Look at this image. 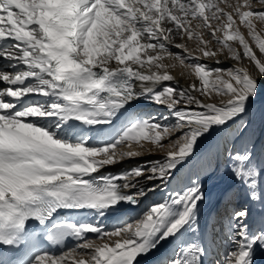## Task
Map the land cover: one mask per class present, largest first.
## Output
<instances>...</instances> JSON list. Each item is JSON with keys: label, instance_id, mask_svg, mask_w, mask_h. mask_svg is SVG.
<instances>
[{"label": "snow or ice", "instance_id": "1", "mask_svg": "<svg viewBox=\"0 0 264 264\" xmlns=\"http://www.w3.org/2000/svg\"><path fill=\"white\" fill-rule=\"evenodd\" d=\"M256 2L261 7L250 0H0V264H138L169 241L162 264H204L209 250L193 239L204 199L198 179L135 217L118 210L167 188L201 140L248 112L258 77L239 63L247 59L264 77L254 50L264 56V0ZM201 30L219 47L210 48ZM176 37L196 41L205 58L227 50L237 64L212 68L186 45L172 44ZM165 58L195 82L175 83L169 69L177 64ZM213 95L228 99H202ZM139 99L168 114L131 107ZM152 148L158 159L94 175L144 152L156 155ZM223 154L255 201L260 173L251 148L226 144ZM109 217L112 228L103 223ZM247 221V208L233 212L224 264H254L256 247L264 250V225L250 231ZM69 238L76 243L63 250Z\"/></svg>", "mask_w": 264, "mask_h": 264}, {"label": "bare ground", "instance_id": "2", "mask_svg": "<svg viewBox=\"0 0 264 264\" xmlns=\"http://www.w3.org/2000/svg\"><path fill=\"white\" fill-rule=\"evenodd\" d=\"M252 7H261L256 0L252 1ZM223 6V5H222ZM259 28L261 30H264V25H259ZM204 31V30H201ZM241 31L244 32L245 30L241 26ZM220 35V33H219ZM208 36L205 34L204 39L207 40ZM178 40L179 37H176L172 44L175 42V40ZM192 42L187 44V48H194L197 46V42L194 40H191ZM212 43L214 41H211L209 43V47H211ZM251 43V41H250ZM179 44H182L179 42ZM232 46L239 48L238 42H233ZM171 47V46H170ZM254 47V45H253ZM173 48V47H172ZM256 54L258 55V50L255 49ZM199 53V52H197ZM195 53V55L197 54ZM201 58H204L207 62L206 64L210 65L212 68H222L224 65L223 62H227L228 64L234 62V60H231L228 58L227 51L224 50L223 53L217 52V55L215 57H208L205 58L201 56ZM220 60V64L214 63L215 60ZM250 65V73L254 77H258V91L255 101L251 102L249 105L248 112L237 119L234 123L230 124L236 133H239V136L236 138V140L233 142V146L235 148H241L244 145H248L252 152H253V163L256 165L258 172L260 175L257 177V187H258V198L253 201L249 198V195H247V192H244L243 197L240 201V204L238 207L244 209L247 208L248 210V221L247 223L250 225V231H254L256 228L261 227L264 225V77L259 76L258 72L254 69L250 61H247ZM6 62L4 60H0V66L4 65ZM162 63L164 64H171L172 62L170 59L163 60ZM113 67L117 66L114 62L112 63ZM133 67H137L133 65ZM142 71H147V69H141ZM170 74L175 78V83H178L180 87H187L189 84L195 82V77L182 75L185 73V69H179V68H170L169 69ZM167 83H173V82H163L160 87H163L164 84ZM196 95L199 96V93H196ZM204 98V99H203ZM203 100L205 102H215L210 101L208 96H203ZM208 99V100H207ZM217 99H219L216 102H226V98L219 96ZM147 100L145 99H139L137 104L132 105L131 107L136 108L139 105H143ZM246 125V127H245ZM226 142V135H223V133L219 136H216L215 138H208L205 139L200 143V145H197L195 154L191 156V158L188 160L186 164H184L179 172H178V179L173 180L167 188L160 189L156 192H150L145 197V203L148 205L149 203L153 204L156 202H160L163 199L166 198V191L170 189H174L179 186H183L187 184L189 173L191 175H194L197 171L198 166H205V165H219L221 161L217 159V150L215 147L224 148ZM135 148V146H133ZM218 148V150H220ZM215 151V152H214ZM220 152V151H219ZM221 153V152H220ZM227 165V164H226ZM224 165L221 163L217 168L223 167ZM225 171H227L225 178L220 183V185L211 191L206 192L205 201L204 200L199 202L200 211L198 213L197 221L201 226L200 235L204 238V241L201 242L203 246L208 248V254L206 257H204V264H217V259L220 258V252L223 250V246H225L226 240H228V226H221V228L215 229L214 227V219L218 215L216 214L218 208H222V205L224 202H226L229 198V195L227 196L226 193L231 191V189L234 187V184L238 181L233 177V174L229 170V167H224ZM116 171V170H115ZM120 171V170H119ZM110 173V172H109ZM112 173V174H116ZM120 173V172H119ZM108 174V172H103L99 170L98 173H95L94 175H104ZM245 191V190H244ZM249 194V193H248ZM145 197L143 199H145ZM144 204L141 203V207ZM127 206V204H125ZM124 203L120 204V208H124ZM128 208V207H127ZM139 208V207H138ZM134 209V208H133ZM132 211V210H131ZM121 212V211H120ZM124 212V211H123ZM122 212V213H123ZM126 212V211H125ZM73 218H79L76 215H73ZM93 219V218H92ZM197 222V226H198ZM216 224V223H215ZM220 227V226H219ZM218 227V228H219ZM199 231V228H198ZM217 232V234H215ZM215 232V233H214ZM198 234V232H197ZM196 234V235H197ZM198 234V235H199ZM194 238H200V237H194ZM202 238V239H203ZM115 239V238H113ZM96 243H100L101 241L95 240ZM170 243V241H169ZM171 244V243H170ZM168 246V245H167ZM168 248V247H167ZM171 249H164L163 251H160L159 254L155 257V259H149L151 256L148 255V258H144V263L141 260H139L138 264H160V260L162 257L167 256ZM169 252V253H168ZM154 258V257H153ZM220 264H224V258H220ZM254 264H264V250H262L259 246L256 247L255 253H254Z\"/></svg>", "mask_w": 264, "mask_h": 264}, {"label": "rangeland", "instance_id": "3", "mask_svg": "<svg viewBox=\"0 0 264 264\" xmlns=\"http://www.w3.org/2000/svg\"><path fill=\"white\" fill-rule=\"evenodd\" d=\"M252 1H255V0H252ZM250 2H251V0H250ZM255 8H258V7H255ZM196 23H197V21H192V25L193 26H195ZM243 29L245 30L244 33L246 35V29L244 27H243ZM262 31H264V30H262ZM204 32L208 36L207 40H209L210 42L211 41H214V40H212L211 36L207 33L206 30H204ZM217 35L219 36V33H217ZM220 35H221V33H220ZM179 42L182 43L183 45H186L187 46V44L191 43L192 41L191 40H188L186 38H184V39L179 38L178 40L176 39L173 44H179ZM229 43L230 44H233V42H229ZM211 47L213 49H216L219 46L216 45V43L214 42V43H212ZM170 50L173 51V52H180L182 55H186L185 53H183L182 49H178V48H175V47L172 48V46H171L170 47ZM188 50H189V52H192L194 55H195V53L199 52L197 50V46H195L193 49L192 48H190V49L188 48ZM225 51H227V50H225ZM258 55H259V58L264 59V56H261L260 53H258ZM196 56H200L201 62H203V63L207 62L204 58H201V56H202L201 53H197ZM166 59H168V58H165L164 60H166ZM170 61L172 63H176L177 64V66L175 68L182 69V67L179 66V63L178 62H174L172 60H170ZM247 61H248L247 59H243L239 63V66L245 67V68H247L250 71L251 70L250 69V65L248 64ZM223 64L224 65H222L223 67L221 69H227V68H229V67H231L233 65H236L237 62L234 61V62H232L230 64H228L227 62H223ZM218 97L219 96L213 95L211 97V100L210 99L209 100L216 102V101L219 100V99H217ZM223 97L226 98L225 100L228 99L227 96H223ZM205 101H206V99H205ZM136 109L142 110L145 113L153 114L155 116L167 115L168 114V109L165 106L157 105L155 103H150L148 101H146L143 105H139L138 107H136ZM166 122L167 123H171L172 121L170 119V120H168ZM229 129L230 130H226L225 132H223V135H226L225 145L227 144V147L228 148H232L233 147L232 144L236 140V138L239 136V133H236L235 130L233 129V127L231 125H229ZM202 141H204V140H201L198 145H200V143ZM120 147H121L122 150H125V151L129 150L124 145H121ZM146 147L151 148V146L150 145H147V144H146ZM215 148L216 149H214V150H217L216 152H217V155H218L217 156V159L219 161H221V163L224 166L217 168L219 165H221V163H219V165L218 164L217 165H212L211 164V165H205V166H203V165L202 166H198L197 171L195 172L194 175H191V173H189V178H188L187 184H185L183 186L181 185L179 187H176L174 189H170V190L166 191V197H168L169 194L171 192H173L174 190L182 189L183 187H185L186 185H188L190 183V181L197 180V179L200 181V183L203 186L202 190L204 192V199L206 197V192L211 191L213 189H216L220 185V183L223 181V179L225 178V176H226L227 171L223 170V169H225L224 167L227 168V167H229V165H228L227 158L223 154V147H222V151H221V148H219L217 146ZM218 148L220 150H218ZM152 151H154L156 153V155H149V154H147V152H144V153H142L140 156H138L136 158H133V159H124L123 161H121L119 163H116V164H114L112 166H106V167H104V168H102L100 170L103 171V172H108V173L109 172L110 173H115V172L119 173V172H122L125 169L134 168L137 165L143 163L144 161H151V160L158 159L160 157V150L155 149V148H152ZM163 188L164 187H161V189H163ZM133 191H135V190H133ZM247 191L248 190L242 184H240L239 182H237V183L234 184V187L231 189V191L228 192V194L226 193L227 196L229 195V198H228V200L226 202H224V204L222 205V208H218V210L216 212V214L218 213V215L215 217L216 220L215 219L213 220L214 221V227H215V229H218L219 230L221 228V226L224 227L225 225L226 226L229 225V221L231 219V216H232L233 212L242 209V208H240L238 206L242 204V203L240 204V201H241V199L243 197L244 192H247ZM154 192H156V191H154ZM257 192H259L258 191V187H257ZM247 195H249V194L247 193ZM144 197H141L140 198L139 205H138L139 208L138 207H133V206H131L129 204H127V206H125V204H124L125 207L124 208H120V210H118L119 213H122L124 211L122 214H124L125 216L135 217L138 213L141 212V210L145 209V207L147 206L146 203H145L146 197H145V199H143ZM204 202H206V201L204 200ZM141 203L144 204L142 207H141ZM148 205H150V203ZM198 207H199V204H198ZM199 211H200V208H198V213H199ZM93 219H95V218H93ZM199 222H198L199 231H196L194 237H196V236L197 237H200L199 238V241L200 242H203L204 241V238L200 236L202 234H199L200 231H201V229L199 227L201 225L199 224ZM217 222H218V225H217ZM103 223H104V225H105L106 228H112L113 225L116 223V221L114 219H112L111 217H109L108 219L104 220ZM197 232H198L199 235L197 234ZM217 232L218 231H216V233L215 232L214 233L217 234ZM194 237H193V239H197V238H194ZM88 238L89 239L98 240L95 237V235L88 236ZM170 243H171V241H170ZM170 243L169 242L162 243L156 250H154L153 252H151L149 254L151 256L149 259H154L159 254V252L160 251H163L164 249H166V250L167 249H171L172 245ZM224 245L225 246H223L222 252H220V258L223 257V254H224L225 249L228 248V246H229L228 245V240H226V242H225ZM146 257L148 258V255L147 256H141V257H139L138 258V262H139V260L142 259V261L144 263V261H145L144 258H146ZM220 258L217 259L216 261L217 262H220L219 261ZM163 259H164V257H162L161 259H159L161 261L160 264H162Z\"/></svg>", "mask_w": 264, "mask_h": 264}]
</instances>
